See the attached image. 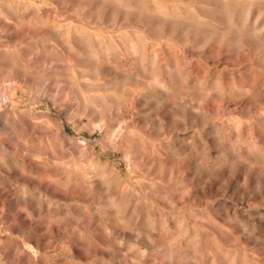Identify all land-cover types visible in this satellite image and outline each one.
Wrapping results in <instances>:
<instances>
[{
  "label": "clouds",
  "instance_id": "obj_1",
  "mask_svg": "<svg viewBox=\"0 0 264 264\" xmlns=\"http://www.w3.org/2000/svg\"><path fill=\"white\" fill-rule=\"evenodd\" d=\"M0 264H264V0H0Z\"/></svg>",
  "mask_w": 264,
  "mask_h": 264
}]
</instances>
